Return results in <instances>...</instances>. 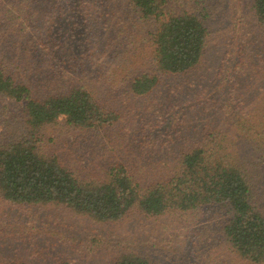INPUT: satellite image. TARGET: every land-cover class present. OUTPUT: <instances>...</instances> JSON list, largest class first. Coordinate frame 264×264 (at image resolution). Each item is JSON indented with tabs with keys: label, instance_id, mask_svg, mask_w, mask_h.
Instances as JSON below:
<instances>
[{
	"label": "trees",
	"instance_id": "1",
	"mask_svg": "<svg viewBox=\"0 0 264 264\" xmlns=\"http://www.w3.org/2000/svg\"><path fill=\"white\" fill-rule=\"evenodd\" d=\"M183 2L0 0V101L13 102L0 133V247L21 243L16 253L0 250V264H74L69 255L49 258L42 244L4 223L8 216L37 222L33 213L47 208L101 225L133 214L217 216L218 243L232 263L264 264V0H251L257 38L246 42L241 34L233 67H252L250 86L229 94L233 102L249 98L251 113L235 116L242 103L225 112L253 155L233 150L227 131L207 125L203 144L152 164L144 156L162 141V119L151 128L141 123L140 135H122L128 125L119 110L154 97L164 79L184 76L202 60L209 9L206 0ZM116 95L126 98L124 109ZM64 127L107 137L114 147L105 150L107 161L83 168L59 156L54 147ZM200 239L191 238L192 254ZM145 255H117L113 264H158Z\"/></svg>",
	"mask_w": 264,
	"mask_h": 264
},
{
	"label": "rangeland",
	"instance_id": "2",
	"mask_svg": "<svg viewBox=\"0 0 264 264\" xmlns=\"http://www.w3.org/2000/svg\"><path fill=\"white\" fill-rule=\"evenodd\" d=\"M183 1L185 4L191 3L190 0ZM205 4L210 13L205 20L208 37L198 67L184 76L164 79L154 97L149 100H132L134 108L119 110L126 118L123 123L128 125L125 129L121 128L125 138L126 135H140L144 123H148L151 128L163 120L159 128L162 144L156 150L148 148V153L143 155L146 160L149 159L148 163L154 164L169 157L172 159L179 151L189 149L196 143L203 144L202 137L207 125L216 131H227L236 143V146H232L233 150L241 149L248 157L253 155L248 146L245 150L241 134L232 128L225 113L227 110L235 112L240 103L244 104L243 110L236 111L235 116L245 119L243 115L250 114L252 110L247 97L241 102L229 101L231 88H247L253 76L252 67L246 73L233 72V67L240 61L236 52L240 54L241 51V34L247 37L246 42L257 38V22L251 11V0H206ZM121 19L119 12L115 20ZM110 23L115 24L113 21ZM92 60L98 61L97 56H93ZM111 97L114 96L106 97V102L109 103ZM115 97V100L118 99V95ZM3 100V104L0 101V133L4 126L3 120L7 119L5 107H13L11 100ZM125 100L118 99L120 109H124L125 106L121 104ZM175 119L177 126L173 128L172 122ZM64 128L61 131L66 133L65 137L56 140L58 146L54 147L59 156L83 168L107 161L105 150L114 148L107 137H96L88 132H70ZM86 136L91 138L90 141L86 140ZM156 139L153 138V141L156 142ZM123 142L125 146L126 140ZM70 153L78 157L77 162L71 160ZM33 214L37 222L30 223L29 220L24 225V220H12L13 216H8L4 223L11 227L16 225L20 233L22 229L25 238L37 245L42 244L44 254L53 260L69 255L74 264H113L117 255L131 252L146 254L158 264H233L223 245L218 243L220 230L217 216H169L155 219L133 214L119 223L101 225L52 208L42 209L39 215ZM12 232L15 234L18 230ZM195 236L201 239L196 241L193 257L189 242ZM13 242L8 241V247H0V250L16 253L21 243Z\"/></svg>",
	"mask_w": 264,
	"mask_h": 264
}]
</instances>
